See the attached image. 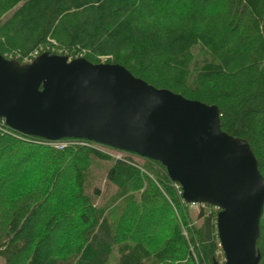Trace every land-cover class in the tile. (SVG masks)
I'll return each instance as SVG.
<instances>
[{
    "label": "trees",
    "instance_id": "1",
    "mask_svg": "<svg viewBox=\"0 0 264 264\" xmlns=\"http://www.w3.org/2000/svg\"><path fill=\"white\" fill-rule=\"evenodd\" d=\"M16 7L0 29L5 58L29 63L48 51L120 65L155 88L215 105L222 131L249 143L264 179V0H0V18ZM59 141L70 144L58 149ZM112 149L25 135L0 119V264L223 258L218 210L208 206L205 218L200 208L196 226L164 167ZM93 169L116 188L102 205L100 190H91ZM260 233L264 264V208Z\"/></svg>",
    "mask_w": 264,
    "mask_h": 264
},
{
    "label": "water",
    "instance_id": "2",
    "mask_svg": "<svg viewBox=\"0 0 264 264\" xmlns=\"http://www.w3.org/2000/svg\"><path fill=\"white\" fill-rule=\"evenodd\" d=\"M215 105L135 78L120 65L43 52L29 63L0 53V119L48 141L84 139L156 161L186 204L218 210L223 260L258 264L264 179L245 139L221 129Z\"/></svg>",
    "mask_w": 264,
    "mask_h": 264
},
{
    "label": "rangeland",
    "instance_id": "3",
    "mask_svg": "<svg viewBox=\"0 0 264 264\" xmlns=\"http://www.w3.org/2000/svg\"><path fill=\"white\" fill-rule=\"evenodd\" d=\"M18 7H16L14 10L6 13L5 15H3L1 18H0V29L2 27V25L4 24V28H5V23L11 18L13 12L17 9ZM212 9H208V11L211 13ZM263 31V27L262 26H259L257 28V31H256V37H260L261 34ZM253 34V33H252ZM194 54H197V51L194 52ZM8 59V58H7ZM26 60H24L23 63H25ZM105 61V58H102L101 59V62H104ZM108 151V150H106ZM110 155L114 156V157H127L129 156L128 152H122V151H119V150H111L109 151ZM132 159H134L135 161H137L138 163H143L144 160L136 157V156H131ZM158 168V167H157ZM160 170V168H158ZM90 178H91V182H92V187H91V190L94 189V188H98L100 190V196L96 199V203L97 205H102L104 204L107 200H109L112 195L114 194L116 188L111 185L110 183H108L105 179V173H104V170H95L93 169L92 172H91V175H90ZM90 193V192H89ZM183 204L180 203L181 207L183 208H186L184 211L188 212V217H189V220L190 222L192 221L196 226H201L202 223H203V218L202 217H197L198 213H199V210H200V207L196 206V207H192L191 205H187L184 201H182ZM184 205H187V206H184ZM211 209L206 206L205 209H204V212H205V215L203 217L205 218H208L210 216V211ZM214 210H216L214 208ZM194 257L195 259H197V253L194 251ZM223 260V258L220 260V262Z\"/></svg>",
    "mask_w": 264,
    "mask_h": 264
},
{
    "label": "built area",
    "instance_id": "4",
    "mask_svg": "<svg viewBox=\"0 0 264 264\" xmlns=\"http://www.w3.org/2000/svg\"><path fill=\"white\" fill-rule=\"evenodd\" d=\"M36 57L37 55H36V53H34L33 54V57ZM70 144V142L69 141H59V142H56L54 145H55V147H57L58 149H61V148H63V147H65V146H67V145H69ZM174 184V188H175V190L177 191V194L179 195V196H181L182 197V191H181V189H180V187H179V185L178 184H175V183H173ZM183 200V199H182ZM189 205H191L192 207H196V206H198V207H200V208H205L206 206H204V205H199V204H188V206Z\"/></svg>",
    "mask_w": 264,
    "mask_h": 264
}]
</instances>
